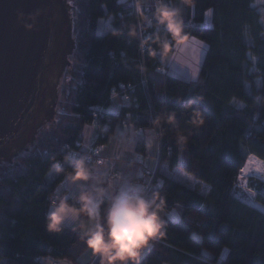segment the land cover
I'll return each instance as SVG.
<instances>
[{
  "label": "trees",
  "instance_id": "trees-1",
  "mask_svg": "<svg viewBox=\"0 0 264 264\" xmlns=\"http://www.w3.org/2000/svg\"><path fill=\"white\" fill-rule=\"evenodd\" d=\"M69 1L74 50L67 58L56 115L27 150L0 164V261L91 264L79 261L86 250L78 233L65 227L61 234H50L45 217L48 196L62 180L47 178L52 162L81 151L82 131L96 122L93 146L106 144L115 133L120 137L125 124L156 129L159 164L208 187L203 194L168 176L153 184L147 192L161 195L165 227L140 264H264V214L236 199L232 188L247 155L264 163V35L253 0H193L191 7L182 0H160L179 8L184 34L206 44L196 81L167 75L159 52L152 58L141 47L147 35L152 47H157L152 43L157 36L168 39L154 22L157 0H143L139 10L132 5L137 0ZM207 13L210 25L204 26ZM109 19L110 30L98 34L99 20ZM132 29L135 37L129 35ZM249 56L256 59L254 72ZM114 96L120 108L111 115L104 109ZM191 97L208 102L210 109ZM233 100L243 109H235ZM197 111L204 123L193 128L190 121ZM169 115H175V124L166 122ZM178 133L187 136L186 144ZM144 149L138 139L134 151L143 155ZM252 187L264 206V181ZM176 207L180 217L172 221L166 212Z\"/></svg>",
  "mask_w": 264,
  "mask_h": 264
},
{
  "label": "clouds",
  "instance_id": "clouds-1",
  "mask_svg": "<svg viewBox=\"0 0 264 264\" xmlns=\"http://www.w3.org/2000/svg\"><path fill=\"white\" fill-rule=\"evenodd\" d=\"M182 4L191 7L193 0H182ZM136 7L141 9L143 0H137ZM141 19L147 18L141 15ZM154 22L167 33L168 39L162 41L157 36L152 42L157 47L150 46L148 40L142 41L141 47L148 50L150 57L155 58L158 52L161 57H167L170 44L188 42L179 8L157 0ZM129 35L135 37V29L130 30ZM160 122L158 118L156 123ZM166 122L175 124V115H169ZM203 123L202 114L194 112L191 126L199 128ZM177 135L181 144L187 143V136ZM108 163L107 160L102 163L94 160L88 153L68 154L62 161L52 162L50 173L62 180L48 196L45 228L50 234H61L65 227H71L98 264H140L142 255L153 241L163 236V200L158 192L148 195L143 185L131 178L123 175L108 178L101 171ZM65 184L76 188L74 199L68 191L59 190ZM157 201H160L159 205ZM60 264H72V261L65 259Z\"/></svg>",
  "mask_w": 264,
  "mask_h": 264
},
{
  "label": "water",
  "instance_id": "water-1",
  "mask_svg": "<svg viewBox=\"0 0 264 264\" xmlns=\"http://www.w3.org/2000/svg\"><path fill=\"white\" fill-rule=\"evenodd\" d=\"M70 9L67 0H0V164L55 116L57 79L74 50Z\"/></svg>",
  "mask_w": 264,
  "mask_h": 264
},
{
  "label": "rangeland",
  "instance_id": "rangeland-1",
  "mask_svg": "<svg viewBox=\"0 0 264 264\" xmlns=\"http://www.w3.org/2000/svg\"><path fill=\"white\" fill-rule=\"evenodd\" d=\"M67 4L70 6L71 1L67 0ZM132 5L134 6L136 4L132 3ZM252 6L254 7V9L256 11V14L258 16L257 18H258V21L262 27V32L264 35V0H253ZM70 15H71V9H70ZM110 20L111 19H109L107 21L99 20L98 25H96L98 34H104L105 32L107 33V31L110 30V25H109ZM202 25H204V26L210 25V13H207V15L204 19V23ZM72 26H73V22H72ZM173 49L174 50L170 51V53L167 57L159 56V61H160L161 65L166 68L165 72L167 71V75H169V76L173 75V77L180 78L183 80L196 81L197 76H198L197 73L200 69L201 62L203 60V56L205 53L204 51H206V44L201 42L200 40H197V39L189 36V40L186 44L174 45ZM249 59L252 62V67H251L250 71L254 72L256 70V67H255L256 59L251 57V56H249ZM64 75H65V70L63 71L61 76L57 79L59 88L57 90L58 93H57L56 100L54 101L55 106L53 109H54L55 115L57 112L55 108H56L57 100H59V93L63 87V81L62 80L64 78ZM259 80L260 79H256L257 86L260 85ZM190 96H192V94H190ZM117 98L118 97H116V96L112 97L109 106L106 109H104L109 114H117L118 113L119 108H120V102H119V99H117ZM192 99H195L197 101L202 102L206 108L210 109V105H208L209 103L204 101L203 99H201V98L200 99L199 98H192ZM230 104L237 110L243 109V107H244V105L242 103L235 101V100H233ZM44 124H45V122L43 123V125ZM93 125L97 130V126L95 124H93ZM88 126H90V125H88ZM88 126H86V127H88ZM40 130H41V128L39 129L38 133L40 132ZM115 135H116V133H115ZM111 136H113V135H111ZM110 137H109V139H110ZM148 146L152 150L156 149V147H153L150 142H148ZM90 147H94L93 142L89 146V148ZM89 148L86 150H83V151H87V150H89ZM99 148H100V146H98V150H99ZM159 156H160V150H159L158 156H157V154L156 155L154 154V158H155V160H157L156 170H154L155 173H156V171L159 170V167H160L159 160H158ZM250 156H252V155H247L245 163L243 166H241L242 168H240L238 176L236 177L237 178L236 183L232 188H233V194L236 197V199H239L240 201L251 206L252 209L253 208L257 209L256 207H254V204L257 201L254 198L255 197V190H253L254 187H252V186H253L255 181H264V163L261 161V163L258 165L259 170L255 171L254 170L255 166H252V165L246 166V161ZM103 161H104V159H103ZM165 168L166 167L164 164L160 171L165 172L166 171ZM170 175L172 178H175V179L185 183L186 185H188L190 187L198 188L200 190V192L203 194H205L207 192L208 187L206 185H204L198 181L196 182V180H193L192 178H189L190 177L189 175H188L189 176L188 177L185 173H183L180 170L174 169L170 173ZM170 175H169V177H170ZM151 176H153V174ZM156 178L157 177L154 176V179L152 181L153 184L157 183V182H155ZM150 180H151V177H150ZM153 184H152V186H153ZM258 211H260V210H258ZM166 213H167V217L172 221H177L180 217V213L178 212L177 207L172 209L169 212H166ZM90 257H91L90 254H88L85 251L83 254H81L79 261L84 263L86 261L88 262L91 260V264H97L98 263V262H94L92 258L90 259ZM4 262L5 261L2 260V261H0V264H6ZM60 262L61 261H58V262H54L52 264H60ZM44 264H49V260H44Z\"/></svg>",
  "mask_w": 264,
  "mask_h": 264
},
{
  "label": "crops",
  "instance_id": "crops-1",
  "mask_svg": "<svg viewBox=\"0 0 264 264\" xmlns=\"http://www.w3.org/2000/svg\"><path fill=\"white\" fill-rule=\"evenodd\" d=\"M164 68L163 71H165L166 69ZM105 112L108 113L107 111ZM111 115H116V114H111ZM122 130L123 133L120 137H117L115 134H113V136H111L110 139L106 141L107 144L100 146L98 153L100 154V156L103 157L104 161L107 160L109 162L108 166L106 168L101 169V171L108 178H113L123 175L133 180L135 178L141 177L144 178V180L146 181L149 176L148 173L155 172L154 170H156L157 160H155L154 154L155 155L157 154L158 156L159 153L158 149H160L159 133L156 129L153 128L145 129V130L144 129L135 130L134 128H132L130 124H125ZM96 133L97 130L93 124L84 128V130L82 131V142H81L82 150H86L89 148V146L92 144V141H94L96 137ZM138 139H142L145 143V149H144L145 151L143 155H140L136 151H134ZM148 142H150L153 147H156V149L152 150L151 148H149ZM138 160H140V162ZM163 165L164 164L160 165L158 170V175H157L158 177L156 178L155 181L157 182V184L161 182V176L169 177L170 173L173 171V170H168L166 165H165L166 171L165 172L160 171ZM52 175L54 174L50 173L47 178L51 179L53 177ZM59 190L61 192L66 190L69 193H71V195L76 194V188L70 187L66 184L62 185ZM148 250L145 251L142 257L147 253Z\"/></svg>",
  "mask_w": 264,
  "mask_h": 264
},
{
  "label": "built area",
  "instance_id": "built-area-1",
  "mask_svg": "<svg viewBox=\"0 0 264 264\" xmlns=\"http://www.w3.org/2000/svg\"><path fill=\"white\" fill-rule=\"evenodd\" d=\"M134 7L136 9V5H134ZM150 22H151L150 20L149 21L147 20L145 22L146 28H150L152 26V23H150ZM144 31L145 30H143V29L140 30V25H139V34L142 35V33H144ZM148 37L149 36L147 35V36L144 37V39L146 40V39H148ZM94 124L97 125L96 122H94ZM98 152H99L98 146H94V147H90L89 150H87V151H83V150H81V151L80 150L74 151V150H71V151L68 152V154H83V153H88V154H90L94 158V160H98V161H100L102 163L103 162V158L100 156V154ZM73 158H75V156H73ZM138 161L140 162V160H138ZM152 174H153V176H151ZM148 175L149 176H148V179L146 181L145 180H143V181L142 180H135L137 183L143 185V187L147 191H149L151 189V187H152V184H153L152 181L154 179L155 172L154 173L153 172H150V173H148ZM150 177H151V180H150Z\"/></svg>",
  "mask_w": 264,
  "mask_h": 264
},
{
  "label": "bare ground",
  "instance_id": "bare-ground-1",
  "mask_svg": "<svg viewBox=\"0 0 264 264\" xmlns=\"http://www.w3.org/2000/svg\"><path fill=\"white\" fill-rule=\"evenodd\" d=\"M261 163V161L259 160V159H257L256 157H254V156H250L248 159H247V161H246V166L248 165V166H255L254 167V170L255 171H257V170H259V164ZM254 207H256L258 210H260L261 212H263L264 213V206L263 205H261V204H259V203H255L254 204Z\"/></svg>",
  "mask_w": 264,
  "mask_h": 264
},
{
  "label": "snow or ice",
  "instance_id": "snow-or-ice-1",
  "mask_svg": "<svg viewBox=\"0 0 264 264\" xmlns=\"http://www.w3.org/2000/svg\"><path fill=\"white\" fill-rule=\"evenodd\" d=\"M185 11H187V10H185ZM29 26H31V25L29 24Z\"/></svg>",
  "mask_w": 264,
  "mask_h": 264
}]
</instances>
